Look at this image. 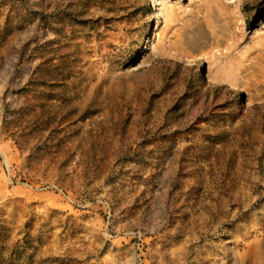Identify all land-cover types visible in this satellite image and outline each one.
Instances as JSON below:
<instances>
[{
    "label": "rangeland",
    "instance_id": "1",
    "mask_svg": "<svg viewBox=\"0 0 264 264\" xmlns=\"http://www.w3.org/2000/svg\"><path fill=\"white\" fill-rule=\"evenodd\" d=\"M0 264H264V0H0Z\"/></svg>",
    "mask_w": 264,
    "mask_h": 264
},
{
    "label": "bare ground",
    "instance_id": "2",
    "mask_svg": "<svg viewBox=\"0 0 264 264\" xmlns=\"http://www.w3.org/2000/svg\"><path fill=\"white\" fill-rule=\"evenodd\" d=\"M172 55L175 56V57H178V55H176V53H172Z\"/></svg>",
    "mask_w": 264,
    "mask_h": 264
}]
</instances>
